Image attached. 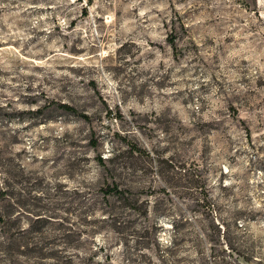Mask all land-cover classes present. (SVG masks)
<instances>
[{
	"label": "rangeland",
	"instance_id": "rangeland-1",
	"mask_svg": "<svg viewBox=\"0 0 264 264\" xmlns=\"http://www.w3.org/2000/svg\"><path fill=\"white\" fill-rule=\"evenodd\" d=\"M0 184V264H264V4L0 0Z\"/></svg>",
	"mask_w": 264,
	"mask_h": 264
},
{
	"label": "trees",
	"instance_id": "trees-1",
	"mask_svg": "<svg viewBox=\"0 0 264 264\" xmlns=\"http://www.w3.org/2000/svg\"><path fill=\"white\" fill-rule=\"evenodd\" d=\"M63 108L69 110V111H72V112H75V113H79L77 109H75L74 107L68 105V104H62L61 105ZM83 116L85 118H88L87 115H84ZM99 161L100 163L104 164V160L102 157H99ZM106 193L110 194V193H118V194H121V197H124V193L121 192L119 189H118V185L116 186H112V187H109L108 189H106ZM5 194L4 193V190L3 188H1V184H0V202H1V195ZM238 256H241V253H238Z\"/></svg>",
	"mask_w": 264,
	"mask_h": 264
},
{
	"label": "clouds",
	"instance_id": "clouds-1",
	"mask_svg": "<svg viewBox=\"0 0 264 264\" xmlns=\"http://www.w3.org/2000/svg\"><path fill=\"white\" fill-rule=\"evenodd\" d=\"M261 3L264 4V0H261Z\"/></svg>",
	"mask_w": 264,
	"mask_h": 264
}]
</instances>
